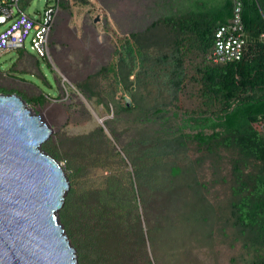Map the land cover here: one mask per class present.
Wrapping results in <instances>:
<instances>
[{
	"label": "trees",
	"instance_id": "obj_1",
	"mask_svg": "<svg viewBox=\"0 0 264 264\" xmlns=\"http://www.w3.org/2000/svg\"><path fill=\"white\" fill-rule=\"evenodd\" d=\"M187 2L131 35L103 69L123 92L157 70L170 73L175 100L195 84L200 104L182 114L177 130L166 128L167 111L155 106L151 119L160 127L140 131L124 148L126 158L113 146L104 157L94 153L95 132L67 137L66 154L47 148L68 172L61 219L80 264H197L200 251L217 241L244 250V261L233 256L232 264H264V0H242L247 49L240 61L221 65L207 56L215 30L233 17L234 0ZM194 52L204 62L190 69L186 57ZM71 145L91 153L78 157ZM92 164L107 174L89 186L81 179ZM206 169L225 189L220 202L208 197Z\"/></svg>",
	"mask_w": 264,
	"mask_h": 264
},
{
	"label": "rangeland",
	"instance_id": "obj_2",
	"mask_svg": "<svg viewBox=\"0 0 264 264\" xmlns=\"http://www.w3.org/2000/svg\"><path fill=\"white\" fill-rule=\"evenodd\" d=\"M130 1H133L140 18L131 25H123V28L127 29L123 35L113 28L112 23L105 28L99 24L101 31H106L112 35V43H117L116 53L106 63L107 66L116 63L117 52L122 46L121 44L132 37L131 35L144 32L161 16L176 12L178 8H183L188 3V0ZM56 4L57 0H19V5L23 7V10L36 20L44 15L49 6ZM101 7L100 0H60L56 21H61L63 15L70 12L73 15L72 24L80 26L86 13H89L90 17H96L98 14L103 17L104 10ZM6 27V24L0 25V32ZM33 33L34 31L26 40L25 49L13 50L0 56V94L2 93L1 89H5L21 95L26 101L29 98L38 97V95L44 98L41 103L32 101L28 104L33 111H40L53 128L51 137L42 145L46 152H48L47 148L58 147L62 153L66 154L68 151L66 148L68 146L67 137L74 138L95 132L97 138H100V142L96 143V150H92L94 153L100 152L104 157L108 154L106 151L109 149L108 147L113 146L115 151L120 152L122 157L126 158L124 148L138 137L137 134L140 131L147 128L152 132L160 127L159 121L156 122L151 119L153 118V107L164 108L167 111L165 114L166 128L177 130L182 123V114L187 110L197 108L200 104L197 94L193 92L196 90L194 88L196 85L192 83H188L187 88L179 92V100L174 99L168 70L166 72L157 70V75L151 73L147 78L145 77L141 86L137 89L132 88L135 89V94L133 91L131 92L132 89L130 92H123L121 89L116 90L113 75L104 71L105 67L87 83L81 85L74 83L49 56L41 57L32 48L31 37ZM196 53L186 57V65L190 69L194 65L204 62L203 57H198ZM127 100H129V107L134 106L131 111H124L120 108L125 106ZM93 112L104 119L103 122L108 131L102 127ZM175 112L179 115L175 116ZM101 127L103 132H100ZM69 151L78 157L91 153L89 149H79L72 147V145ZM126 162L128 170L132 171L130 161L126 159ZM60 163L68 176L65 162L60 160ZM94 166L92 164L86 168L81 179L83 183L86 182L89 186L97 184L98 181H101L100 178L107 174L106 170ZM211 176L210 171L206 169L203 172V177L201 174V179L210 190L208 192L209 199L213 201L218 196V202H220L225 198V189L220 184L214 186ZM62 208L59 211L60 220L68 234L61 219ZM70 240L72 242L71 238ZM73 246L76 249L78 264H80L79 250L74 244ZM243 253L244 250L240 246L230 248L227 244L223 245L217 241L212 248L204 247L200 251L197 264H232L230 259L233 256H237L243 262L245 259Z\"/></svg>",
	"mask_w": 264,
	"mask_h": 264
},
{
	"label": "water",
	"instance_id": "obj_3",
	"mask_svg": "<svg viewBox=\"0 0 264 264\" xmlns=\"http://www.w3.org/2000/svg\"><path fill=\"white\" fill-rule=\"evenodd\" d=\"M52 133L21 95L0 94V264H78L59 215L70 181L42 148Z\"/></svg>",
	"mask_w": 264,
	"mask_h": 264
},
{
	"label": "flooded vegetation",
	"instance_id": "obj_4",
	"mask_svg": "<svg viewBox=\"0 0 264 264\" xmlns=\"http://www.w3.org/2000/svg\"><path fill=\"white\" fill-rule=\"evenodd\" d=\"M100 3L104 16L98 14L96 17H90L89 13H86L80 26L72 24L73 15L70 12L63 15L61 21H56L60 7L58 4L46 37L50 59L71 81L79 85L87 83L106 67V63L116 53L117 43H112V35L101 31L99 24L105 28L112 23L113 28L123 35L127 30L123 25H131L140 18L133 1L100 0Z\"/></svg>",
	"mask_w": 264,
	"mask_h": 264
},
{
	"label": "built area",
	"instance_id": "obj_5",
	"mask_svg": "<svg viewBox=\"0 0 264 264\" xmlns=\"http://www.w3.org/2000/svg\"><path fill=\"white\" fill-rule=\"evenodd\" d=\"M57 4L49 6L39 20L20 10L19 0H0V25L7 27L0 32V56L13 50L25 49L31 32L32 48L41 57L48 56L47 35ZM234 13L229 22L219 26L214 32V43L209 53L210 63L221 65L240 61L247 49L245 24L242 20V0H234ZM264 17V12H263ZM264 40V31L261 34Z\"/></svg>",
	"mask_w": 264,
	"mask_h": 264
}]
</instances>
